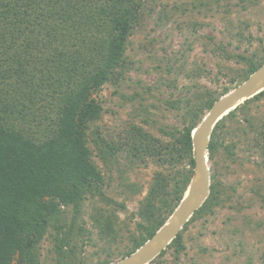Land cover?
Listing matches in <instances>:
<instances>
[{"label":"trees","instance_id":"trees-1","mask_svg":"<svg viewBox=\"0 0 264 264\" xmlns=\"http://www.w3.org/2000/svg\"><path fill=\"white\" fill-rule=\"evenodd\" d=\"M222 1L228 2L196 0L192 6L210 12ZM145 3L0 0V264H43L39 248L50 233L56 264H103L134 251L183 197L194 164L192 130L215 99L264 63V46L230 54L225 43L208 36V51L220 55V60L242 66L222 63L214 75L203 63L178 66L176 73L189 82L181 86L184 96L174 99L170 93L158 100L164 108L180 113L179 126L168 127L169 131L165 125L157 126V119L150 118V111L142 107L143 125L128 123L117 140L102 136L93 125L103 112L95 95L104 83L117 84L132 68L126 50ZM237 31L243 36V29ZM251 42L248 36L246 43ZM173 68V64L167 65L166 71ZM201 77L216 84L222 79L225 85L208 88L198 82ZM161 83L168 85L162 79ZM154 87L160 92V86ZM171 87L177 84L173 82ZM261 99L264 89L214 125L208 144L209 195L149 263L163 264L160 259L166 252L178 259L186 249L183 233L190 223L206 222L218 208L243 212L253 204L252 198L244 204L237 188L221 181L224 165L219 158L222 150L228 159L233 158L230 151L238 143H224L223 134L230 131L237 136L239 132L264 168V119L255 123L247 112L251 103ZM237 110L245 113L243 121L235 129L225 128V121L234 119ZM150 128L161 134L155 135ZM90 142L107 170L149 163L159 168L152 173L134 211L127 209L128 196L119 200L109 193L110 175L106 177L95 162ZM119 178L120 187L128 194L142 191L141 185ZM260 187L253 192L263 196ZM87 200L92 202L89 228L80 219ZM119 213H128L125 221H120ZM261 224L255 223L256 227ZM92 230L106 246L102 247L103 258L87 263L82 253ZM123 240L119 248L117 242ZM238 244L242 245L240 241Z\"/></svg>","mask_w":264,"mask_h":264},{"label":"rangeland","instance_id":"rangeland-1","mask_svg":"<svg viewBox=\"0 0 264 264\" xmlns=\"http://www.w3.org/2000/svg\"><path fill=\"white\" fill-rule=\"evenodd\" d=\"M194 1L196 0H144L146 3L142 7L139 22L129 37L126 50L128 59L132 61V68L117 84L104 83L95 95L102 104L103 112L93 125L99 129L102 136L117 140L124 134L128 123L143 125L142 107L150 111V118L157 119V126L165 125L163 128L167 131L168 127L179 126L180 113L164 108L158 100L159 97L166 98L170 93L174 99L184 96L185 90L181 86L189 82L184 75L176 73L178 66L203 63L206 68L211 69L213 75L222 63L235 68L242 66L233 61L220 60V55L208 51L211 50L209 45L206 46L209 44L208 36L225 43L230 54L243 53L246 50L249 52L264 46V0H228L227 3L222 1L210 12L192 6ZM246 25L248 27L244 29ZM239 28L243 29V36L240 37L237 31ZM248 36L251 37V44L246 43ZM205 47L208 49L205 50ZM170 64H173L174 68L167 72L166 67ZM161 79L168 85L161 83ZM173 82L177 84L176 88L171 87ZM198 82L212 89H220L225 85L222 79L216 84L201 77ZM154 85L160 86V92ZM147 88H150L151 92ZM248 108L247 112L254 118L255 123L264 119V99L251 103ZM244 115L245 113L237 110L234 119L225 121V128L238 127ZM150 130L157 136L161 134L156 128ZM223 137L226 144L232 140L238 143L231 148L233 158L229 156L228 159L224 155L225 150L220 153L219 162L224 165L221 167V181L226 186L236 187L244 204L249 198L253 199V204L243 212H235L228 207L218 208L206 222L198 220L190 223L183 233L185 251L178 259L166 252L160 259L163 264H264V168L260 166L258 154L248 150L245 136L242 137L239 132L235 136L228 131ZM90 147L95 162L106 177L110 175L109 193L119 200L128 196L125 200L127 209L134 211L137 201L145 193L152 173L158 167L149 163L147 166L136 165L132 168L123 165L118 169L114 166L107 170L96 155L97 150L91 142ZM208 163L210 166V162ZM119 176H122L123 180L127 178L141 185L142 191L128 194L120 187ZM256 186H261L260 193L263 196L253 192ZM91 207L92 202L87 200L80 218L85 220L84 225L88 228ZM67 213L70 214L69 211ZM127 215L128 213H119L120 221H125ZM257 221H262L259 227L255 225ZM51 235L52 233L47 234L40 244L39 258L43 264H56L57 254L53 250L54 240ZM90 237L82 253L87 263L103 258L102 247L106 246L103 240L95 236L94 230ZM75 241L79 246L80 240L76 238ZM124 242L125 240L118 241V247L121 248Z\"/></svg>","mask_w":264,"mask_h":264},{"label":"water","instance_id":"water-1","mask_svg":"<svg viewBox=\"0 0 264 264\" xmlns=\"http://www.w3.org/2000/svg\"><path fill=\"white\" fill-rule=\"evenodd\" d=\"M264 89V63L242 82L215 99L191 132L193 169L183 197L167 219L139 247L126 256L103 264H148L173 238L210 192L208 144L214 125L230 110ZM244 99V100H243Z\"/></svg>","mask_w":264,"mask_h":264},{"label":"bare ground","instance_id":"bare-ground-1","mask_svg":"<svg viewBox=\"0 0 264 264\" xmlns=\"http://www.w3.org/2000/svg\"><path fill=\"white\" fill-rule=\"evenodd\" d=\"M244 100V99H243ZM195 129V128H194Z\"/></svg>","mask_w":264,"mask_h":264}]
</instances>
